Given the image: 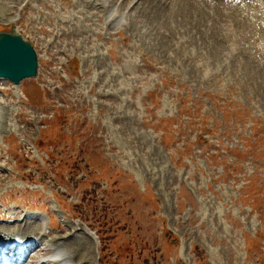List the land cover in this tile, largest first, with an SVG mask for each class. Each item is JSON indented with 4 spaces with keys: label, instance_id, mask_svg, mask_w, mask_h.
<instances>
[{
    "label": "rangeland",
    "instance_id": "obj_1",
    "mask_svg": "<svg viewBox=\"0 0 264 264\" xmlns=\"http://www.w3.org/2000/svg\"><path fill=\"white\" fill-rule=\"evenodd\" d=\"M129 1L63 29L22 11L16 29L0 0V31L40 45L38 77L65 87L51 120L50 94L24 104L38 82L0 94V229L32 224L33 249L71 264H264V0H214L215 16L178 0L179 25L172 0Z\"/></svg>",
    "mask_w": 264,
    "mask_h": 264
},
{
    "label": "bare ground",
    "instance_id": "obj_2",
    "mask_svg": "<svg viewBox=\"0 0 264 264\" xmlns=\"http://www.w3.org/2000/svg\"><path fill=\"white\" fill-rule=\"evenodd\" d=\"M31 1H33V0H29L28 2H24V0H5V2H6V4H5V8L3 9V13H4V15H6L9 19H10V21L6 24L7 26H11V25H13L16 29H21V28H23V24H24V21H25V19H24V17L23 16H21V14H22V11H24V12H26V13H28V14H34L35 12H36V15L38 16V18H34L33 20H28V18H30L29 16H26L25 15V17H26V20H27V23H28V26H31V25H33L34 26V24L36 25V26H38V27H40V26H44V24L46 25H48L49 24V27L53 24V22L55 21V19L57 18V23H56V27L54 28V29H61L62 28V26H65V28L66 27H68L69 26V21H68V19L70 18V21H72L71 20V18H73V19H76V18H79V20L81 19L79 16H77V14H78V12H86V10H84V8H85V6L87 5V4H90L89 5V8H93V7H95L94 9H99V10H101V9H103V8H105V10H107L108 8H109V6H110V4H111V2L113 1V0H111V1H109L108 3H105L106 2V0H75L74 2H73V0H58V2H57V0L55 1V7L54 6H52V5H50L49 4V1L50 0H37V11L36 10H34L35 8H33V7H35V5L33 6V7H31ZM98 1V2H97ZM118 1V0H117ZM139 0H130L129 1V3H128V5H127V8H129V10H128V12L131 10V8L133 7V5H134V3L135 2H138ZM178 0H172L169 4H167V5H165V3H163L162 5H161V7H167V9H168V11L170 12V17H169V19L168 18H166L165 17V21H168V22H170L172 19H173V17L175 18L174 19V21H176V24H177V19H178V16H179V18H180V16H181V14H182V12L180 13V12H173V9H175L177 6H182V4L180 3V1L179 2H177ZM182 1H184V2H182ZM181 2L184 4V6H182V7H185L186 8V6H191V7H193L196 11L197 10H202L204 13H206L207 11V15L208 16H215V14H217L218 12H220V14L221 13H223L221 10V7L219 6L220 4H218V3H214L213 4V7L211 8L212 10L210 11L209 9H207V7H208V4L209 5H211V3L214 1V0H182ZM59 2H63V4L61 5ZM75 3L76 4V6L74 5L73 6V9L72 10H70L69 8H71L72 6H71V3ZM115 2H116V0H115ZM155 2H156V0H155ZM158 2H161L160 0L158 1ZM131 3H132V6H131ZM175 3V4H174ZM33 5V4H32ZM138 6V5H137ZM160 7V5L159 4H157V6H155L154 5V7L152 6V9L153 8H155V7H157V8H159ZM258 6L259 7H261L262 6V3H259L258 4ZM160 7V8H161ZM33 8V9H32ZM57 8V9H56ZM101 8V9H100ZM124 8V10H125V8H126V5H125V7H123ZM180 8V7H179ZM59 9V10H58ZM69 9V10H68ZM181 10H182V8H180ZM34 10V11H33ZM67 10V11H66ZM123 10V11H124ZM149 10V9H148ZM162 10V9H161ZM175 10H179V9H175ZM188 10V9H187ZM216 10H218L217 12H215ZM224 10V9H223ZM61 11H66L65 12V15L63 16V14L61 13ZM78 11V12H77ZM15 12L16 13H18L19 14V18L16 20H13L12 19V15H14L15 14ZM45 12H48V14L46 15V17L45 18H43V16L45 15ZM77 12V13H76ZM112 12H113V10H112ZM149 12L151 13L152 11L151 10H149ZM168 12V13H169ZM185 12H186V10H184V14H185ZM215 12V13H214ZM87 14L85 15V18H84V20H91V19H95L97 22L98 21H100V20H102V18L101 17H95V16H93V15H95V14H91L90 13V10H87V12H86ZM193 13V12H192ZM122 14V13H121ZM121 14H118V12L117 11H115V12H113V13H109L108 15H107V22H109V24H113V23H117V22H119L121 19H122V17H121ZM188 13H186V15H187ZM17 15V14H16ZM24 15V14H23ZM153 15H155V16H157L156 14H154V12H153ZM197 15V14H196ZM91 16H93V17H91ZM183 16V15H182ZM188 16V15H187ZM186 16V17H187ZM6 17V19H8ZM168 17V16H167ZM217 17V16H216ZM222 17V16H221ZM229 17V16H228ZM183 18V17H182ZM181 18V20H183V19H185V17L182 19ZM188 18V17H187ZM223 18V17H222ZM226 18V17H225ZM5 19V20H6ZM155 19V18H154ZM161 19V17H157V23H159V20ZM215 19H218V18H215ZM214 19V20H215ZM34 20H36L35 22H34ZM79 20H77V21H79ZM179 20V19H178ZM223 20V19H222ZM228 20V19H227ZM32 21V22H31ZM165 21H163L162 23H161V25H162V27H164V25H165V23H167V22H165ZM211 21V20H210ZM217 21V20H216ZM225 21V20H224ZM223 21V22H224ZM30 22H31V25H30ZM180 22V21H179ZM185 22H186V20H185ZM190 22H191V20L189 21V25H190ZM214 22V21H213ZM223 22L221 21V24H223ZM240 22V21H239ZM172 23H173V21H172ZM180 23H182V22H180ZM180 23H178L177 25H179ZM188 23V22H187ZM193 23V22H192ZM225 23V22H224ZM238 23V22H237ZM173 24H175V22L173 23ZM175 24V25H176ZM183 24H184V20H183ZM219 24V23H218ZM167 25V24H166ZM243 25V24H242ZM33 26H31V28L30 29H33ZM115 26V25H114ZM192 26V25H191ZM201 26V25H200ZM37 27V28H38ZM177 27V26H176ZM175 27V29H178V28H176ZM216 27V26H215ZM223 27V26H222ZM225 27H227V26H225ZM244 27V26H243ZM64 28V29H65ZM161 28V27H160ZM40 29H42L41 27H40ZM50 29V28H49ZM63 29V28H62ZM28 30V29H27ZM215 31V30H214ZM213 31V32H214ZM220 31V30H219ZM14 33H17V32H14ZM217 33H218V31H217ZM214 36V35H213ZM8 81L7 80H4V79H0V94H3V93H1V90H6V87H7V85H6V83H7ZM14 87V86H13ZM15 89V88H14ZM17 90H19V89H17ZM8 92V91H7ZM4 95V94H3ZM0 105H1V107L3 106L4 107V105L2 104V103H0ZM3 171V170H2ZM5 175H1L0 176V179L1 178H3ZM36 225V224H35ZM31 226H33L32 224H27L26 225V228H28V231L27 232H22V234L21 233H19L20 235H23V237L22 238H25L27 241H28V244H27V249L29 250V253H28V255L29 254H31V256L29 257V263L28 264H71L70 263V261H72L71 260V255H70V253L68 252V250L66 251V249L64 248V249H62L60 246L61 245H59V246H53V244H52V246H51V244H50V248H49V246H45V247H43V249H40V250H38V248L36 249V250H38L39 251V253H35V248L33 249V247H32V245L34 244V243H37L39 240L36 238V230L37 229H34L33 227H31ZM38 226V225H37ZM1 228V227H0ZM4 228V227H3ZM58 231H60V233L63 231L62 229H59ZM12 234H14V232H12ZM8 235H11V233L9 232V231H6V229H2V230H0V238H2V237H7ZM25 240V241H26ZM62 240V239H61ZM58 241V240H57ZM57 241H55V242H57ZM59 241H60V238H59ZM54 242V241H53ZM43 246V245H42ZM41 246V247H42ZM53 253V256H55L56 257V259H57V261L56 260H54V261H52L51 259H45L46 257L45 256H47V257H49L51 254ZM73 257V256H72ZM40 258H44V260H42V259H40ZM42 260V261H41ZM74 264H75V262H73ZM77 264V263H76Z\"/></svg>",
    "mask_w": 264,
    "mask_h": 264
},
{
    "label": "water",
    "instance_id": "obj_3",
    "mask_svg": "<svg viewBox=\"0 0 264 264\" xmlns=\"http://www.w3.org/2000/svg\"><path fill=\"white\" fill-rule=\"evenodd\" d=\"M35 53L20 35L0 33V77L18 84L23 78L35 76Z\"/></svg>",
    "mask_w": 264,
    "mask_h": 264
}]
</instances>
